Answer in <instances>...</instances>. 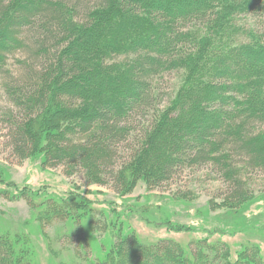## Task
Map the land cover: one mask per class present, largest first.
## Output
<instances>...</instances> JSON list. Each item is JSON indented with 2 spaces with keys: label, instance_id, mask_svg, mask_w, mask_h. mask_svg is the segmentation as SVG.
Segmentation results:
<instances>
[{
  "label": "trees",
  "instance_id": "16d2710c",
  "mask_svg": "<svg viewBox=\"0 0 264 264\" xmlns=\"http://www.w3.org/2000/svg\"><path fill=\"white\" fill-rule=\"evenodd\" d=\"M177 2L0 0L7 156L82 175L83 184L109 183L119 196L138 180L153 188L180 170L210 165L225 186L227 218L246 219L254 195L240 173H264V0ZM244 15L257 29L236 31ZM169 73L182 81L159 107L153 83ZM16 193L46 227H71L95 212L84 191L65 199ZM112 217L97 232L109 242L92 264H264L254 245L231 261L219 241L185 249L165 239L143 244ZM66 238L74 250L89 246L80 225ZM0 239V264H33L20 238Z\"/></svg>",
  "mask_w": 264,
  "mask_h": 264
},
{
  "label": "rangeland",
  "instance_id": "374dc122",
  "mask_svg": "<svg viewBox=\"0 0 264 264\" xmlns=\"http://www.w3.org/2000/svg\"><path fill=\"white\" fill-rule=\"evenodd\" d=\"M157 2L170 4L173 8L178 3L177 0ZM256 23L252 15L241 16L236 31L242 32L244 27L250 26L257 29ZM180 77L169 73L155 79L154 95L159 107L166 106L173 97L176 87L181 84ZM2 135L0 130V137ZM7 155L0 145V234L11 239L18 237L29 245L33 264L97 262L109 242L97 232L114 219L112 215L125 223L143 244L165 239L185 249L189 243L219 241L228 246L231 261L236 259L243 246L254 245L264 259V173L258 170L249 168L240 173L254 195V201L245 210L247 218L242 220L227 218L231 215L223 206L221 194L225 186L210 165L180 170L174 179L153 188L138 180L131 193L119 196L109 183L83 184L80 182L84 181L82 175L66 176L62 168L42 169L36 163L20 162ZM23 188L53 199H65L68 193L75 191L88 192L86 195L95 211L93 218H84L81 223L71 226L80 225L81 237L87 241L88 248L73 249L76 245L66 238L71 231L68 222L56 221L48 227L42 226L35 210L18 197L16 191ZM2 242L0 239V245ZM128 245L133 246L132 243Z\"/></svg>",
  "mask_w": 264,
  "mask_h": 264
}]
</instances>
